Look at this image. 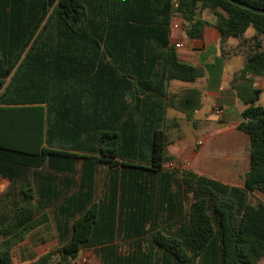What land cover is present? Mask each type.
I'll return each mask as SVG.
<instances>
[{"label": "trees", "instance_id": "16d2710c", "mask_svg": "<svg viewBox=\"0 0 264 264\" xmlns=\"http://www.w3.org/2000/svg\"><path fill=\"white\" fill-rule=\"evenodd\" d=\"M238 1L264 9V0ZM205 11L222 41L250 26L255 40L264 35V14L230 0H0V177L9 180L0 197L9 204L0 209V264H13V247L50 219L59 245L29 264H75L83 248L121 232L138 244L145 237L147 253L133 244L119 256L110 245L97 251L104 264L264 257V202L252 200L264 192L259 89L242 95L248 106L238 129L250 136L244 186L163 167L167 108L191 119L200 107L197 90H168L171 79L201 75L179 58L171 24L180 18L188 37L202 38ZM246 73H264L260 42L238 78Z\"/></svg>", "mask_w": 264, "mask_h": 264}, {"label": "crops", "instance_id": "0c3cea01", "mask_svg": "<svg viewBox=\"0 0 264 264\" xmlns=\"http://www.w3.org/2000/svg\"><path fill=\"white\" fill-rule=\"evenodd\" d=\"M207 12L210 13L205 11L202 14V18L206 21L202 38L188 37L185 33L187 23L177 17L173 21L182 24V28L171 30V44L174 46L177 42L183 44L182 47H176L179 58L199 67L201 75L194 81L171 79L168 90L170 93L184 89L197 90L200 93V107L193 111L191 119H188L179 109L167 108L164 121L166 152L163 167L164 170L174 168L192 171L229 185L242 187L245 173L250 165V136L238 129V124L242 120V112L248 106L242 95L249 97V86H252L260 90L258 102L264 103V73L261 75L246 73L242 78H238L248 55L254 51V46L252 49H247L248 46L246 47L244 42L249 35H255L256 30L253 27L249 33L252 27L250 26L244 36L229 37L222 41L215 25L214 15L207 14ZM257 40H261L260 49H264V35L258 36ZM94 69L98 70L99 65ZM237 86H239L241 96ZM91 104L89 102L83 104L88 108L84 112L85 119L89 116L88 112L92 111ZM215 106L222 109L220 114L214 112ZM106 120L107 113L105 112L103 121ZM7 185H9V180L0 177V189ZM260 193L263 195L260 200L264 202V192ZM188 196L184 194V199ZM166 216L163 212L159 218ZM144 239L145 237L142 238ZM133 244L134 238L126 237L125 233L121 232L112 242L83 248L75 264H104L97 251L100 252L102 248L111 245L121 256L130 252ZM58 245L57 234L50 219L28 232L26 237L13 247V264H29ZM149 246L148 243L147 246H142L141 242L140 244L136 242L135 249H142L144 253H147ZM259 263L264 264V257L257 264ZM179 264L204 263L195 259L189 262H179Z\"/></svg>", "mask_w": 264, "mask_h": 264}, {"label": "rangeland", "instance_id": "374dc122", "mask_svg": "<svg viewBox=\"0 0 264 264\" xmlns=\"http://www.w3.org/2000/svg\"><path fill=\"white\" fill-rule=\"evenodd\" d=\"M207 14H210V13L207 12ZM252 28H253V27H251V29H249V33H250V31L252 30ZM246 33H247V30L245 31L244 35H245ZM244 35H243V36H244ZM255 36H256V33H255V35H254V34H253V35H249V38H246L244 44L246 45V47L248 46L247 49H252V48H253L252 46H254V48H255V45H256L258 42L261 41V40H255V39H254ZM260 43H261V42H260ZM171 168H172V166H171ZM171 168H170V169H171ZM173 169H174V168H173ZM177 170H181V169H177ZM101 174H102V173H100L99 178H98V181H99V182H98V185H99L100 189L102 188L101 186L103 185V181H104V177L101 176ZM7 188H8V185H7V186H3L2 189H0V197L2 196L1 194L4 193L5 190H6ZM262 196H263L262 193H260V192H256V193L254 194V196L252 197V200H253V201L260 200V198H261ZM8 206H9V204H7V202H0V209H4V210H6V209H8ZM136 238H137V237L134 238V249L136 248V242H137ZM141 244H142V246H143V245H144V246H147V243H146L145 240H141ZM259 264H260V263H259Z\"/></svg>", "mask_w": 264, "mask_h": 264}, {"label": "built area", "instance_id": "2783aa9c", "mask_svg": "<svg viewBox=\"0 0 264 264\" xmlns=\"http://www.w3.org/2000/svg\"><path fill=\"white\" fill-rule=\"evenodd\" d=\"M174 7H175V8L178 7L177 2H175ZM181 28H182V24H180V23H178V22H173V23L171 24V30H179V29H181ZM175 46H176V47H182L183 44H182L181 42H177V43L175 44ZM214 112H215L216 114H220V113L222 112V109H221L219 106H215V107H214ZM199 143H201V141H199Z\"/></svg>", "mask_w": 264, "mask_h": 264}, {"label": "water", "instance_id": "95a60500", "mask_svg": "<svg viewBox=\"0 0 264 264\" xmlns=\"http://www.w3.org/2000/svg\"><path fill=\"white\" fill-rule=\"evenodd\" d=\"M230 1H232V2H233V3H235V4H238V5H240V6H242V7L249 8V9H251V10H253V11L257 12V13L264 14V9H260V8L251 7V6H249L248 4H245V3H243V2H240V1H238V0H230Z\"/></svg>", "mask_w": 264, "mask_h": 264}]
</instances>
